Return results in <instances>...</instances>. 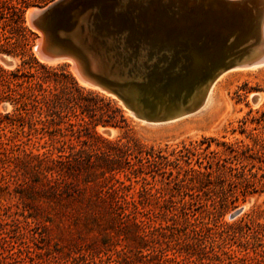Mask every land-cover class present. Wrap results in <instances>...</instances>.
Returning a JSON list of instances; mask_svg holds the SVG:
<instances>
[{
    "label": "rangeland",
    "instance_id": "rangeland-1",
    "mask_svg": "<svg viewBox=\"0 0 264 264\" xmlns=\"http://www.w3.org/2000/svg\"><path fill=\"white\" fill-rule=\"evenodd\" d=\"M52 1L24 11L30 52L45 64L64 65L83 90L70 87L73 102L87 99L95 117L114 115L117 125L93 128L78 108L65 107L57 126L50 116L40 121L37 113L0 100V264L252 262L255 253L241 246L244 238L236 231L245 212L254 205L264 209V64L224 74L208 103L189 116L148 123L113 93L80 81L74 60L48 62L35 54L42 32L27 11ZM162 1L166 12L176 3ZM252 27L240 54L261 42L260 26ZM12 31L21 39L19 30ZM4 54V69L20 64L19 55L8 54L12 60L5 65ZM56 75L67 80L60 69ZM61 146L64 155L72 154L63 156L60 180L50 174L46 179L37 161L24 157L47 152L57 158ZM209 164L210 183H191L186 170L204 171ZM241 205L244 210L230 217ZM259 221L264 223V214ZM256 251L264 255V246Z\"/></svg>",
    "mask_w": 264,
    "mask_h": 264
},
{
    "label": "bare ground",
    "instance_id": "bare-ground-1",
    "mask_svg": "<svg viewBox=\"0 0 264 264\" xmlns=\"http://www.w3.org/2000/svg\"><path fill=\"white\" fill-rule=\"evenodd\" d=\"M155 1L77 0L67 21L58 17L50 27L78 40L85 54L71 48L87 70L115 86L141 120L158 124L189 116L224 74L264 64V0H176L168 12ZM254 23L261 42L240 54ZM75 74L96 87L76 66Z\"/></svg>",
    "mask_w": 264,
    "mask_h": 264
},
{
    "label": "trees",
    "instance_id": "trees-1",
    "mask_svg": "<svg viewBox=\"0 0 264 264\" xmlns=\"http://www.w3.org/2000/svg\"><path fill=\"white\" fill-rule=\"evenodd\" d=\"M38 1L0 0V51L21 57L20 64L12 70H6L0 66V100L9 99L11 102L18 104L17 109L20 108L24 113H29V115L34 116L33 114L37 113L40 121H43L41 116L46 119L50 116V122L57 126L64 122L61 113L65 107H68L73 112L78 108L81 119L83 120L87 116L93 128L98 124H102L103 126L107 124L117 125L116 121H113V118L115 119L114 115L107 113L106 117H95L96 113L87 99L73 102L71 97L73 92H71L70 87H75L77 91L83 90L73 80L71 74L64 71V65L51 66L45 64L40 62L30 52L31 46L26 36V32H30V29L24 25L23 15L25 9L30 4H39L41 1L46 2V0ZM6 25H10L11 28L7 29ZM13 29L19 30L22 36L21 39H17L16 36L14 37ZM56 69H60L67 80L57 78ZM55 116L60 120H55ZM4 117L9 119L10 115L7 113ZM9 122L12 123V120L10 119ZM4 123V119L0 115V127ZM57 129L60 128L58 127ZM57 150L60 152L57 158L47 152L42 154L27 153L24 157H27L26 159H35L37 161V168L44 174L46 179L47 174H50L53 179L60 180L64 176L62 174L63 167L61 166L64 164L63 156L68 158L72 153L64 155L62 146L61 149L59 148ZM204 167V171L200 169L186 170V174L191 175L189 179L191 183L194 182L195 178L201 185L210 183L212 172L208 171L207 168L211 167V165H205ZM230 168L231 170L235 169V167ZM241 174L243 176L245 173L242 172ZM263 214L264 209H261L259 205H254L238 221L240 228L236 232H239L240 236L244 238L241 246H244L245 249L251 248L255 253V257L250 258L252 262L249 264H264V255L256 251L258 247L264 246V223L259 221V218ZM256 254L259 255V258Z\"/></svg>",
    "mask_w": 264,
    "mask_h": 264
},
{
    "label": "water",
    "instance_id": "water-1",
    "mask_svg": "<svg viewBox=\"0 0 264 264\" xmlns=\"http://www.w3.org/2000/svg\"><path fill=\"white\" fill-rule=\"evenodd\" d=\"M76 1L77 0H53L51 3L45 6L33 8L28 12V20L30 24L42 32V37L34 45V52L40 59L48 62L57 61L63 58H71L75 61V66L79 69L83 77L94 81L95 85L113 93L118 98L123 100V96L116 91L115 86L106 84L102 78L97 77L87 70L82 61L81 55L71 48V45H74L77 51L79 50L85 54L86 50L80 46L78 40L75 41V38L70 39L69 36L63 33L61 30L54 32L50 28L53 24V21L58 17H61L63 20L67 21L66 18H69L67 17L68 10ZM87 1L90 2L92 0H83V2ZM56 33L62 36L61 41H58L55 38ZM11 60V56L8 54H4L1 57V61L5 65H10ZM258 99L259 96L256 95L254 97V101H257ZM123 101L125 104V100ZM135 114L138 118H140L136 112ZM239 214L240 209L237 208L231 212L230 217L233 218Z\"/></svg>",
    "mask_w": 264,
    "mask_h": 264
}]
</instances>
